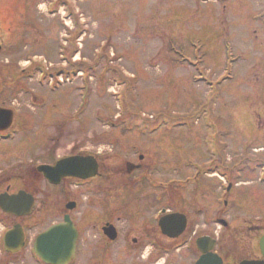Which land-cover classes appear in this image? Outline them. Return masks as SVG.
<instances>
[{"label": "rangeland", "instance_id": "374dc122", "mask_svg": "<svg viewBox=\"0 0 264 264\" xmlns=\"http://www.w3.org/2000/svg\"><path fill=\"white\" fill-rule=\"evenodd\" d=\"M205 1L0 0V107L39 124L60 110L66 138L56 154L100 153L101 180L67 185L68 199L79 203L75 221L114 214L123 231L125 216L148 221L165 208H186L194 240L218 234L235 252L237 231L264 224V0ZM64 13L70 27L76 22L66 34ZM22 31L26 37L17 40ZM65 35L72 42L66 51ZM60 65L67 68L59 85ZM47 69L54 87L38 81ZM138 154L147 169L132 187L124 164ZM187 174L208 222L191 214L184 191L176 192L180 203L171 198V182ZM50 193L52 223L65 198ZM82 231L75 264H91L93 231ZM122 245L114 264H192L198 256L195 247L178 245L141 255L144 263Z\"/></svg>", "mask_w": 264, "mask_h": 264}, {"label": "flooded vegetation", "instance_id": "af4514ba", "mask_svg": "<svg viewBox=\"0 0 264 264\" xmlns=\"http://www.w3.org/2000/svg\"><path fill=\"white\" fill-rule=\"evenodd\" d=\"M62 1L63 0H58L59 4ZM29 31L34 33L35 30L30 28ZM29 31L27 32L28 34ZM25 37L26 32L22 31V33L18 35L17 40H24ZM22 73L29 75L30 71H23ZM50 114H53V112ZM18 116L19 114L15 111L13 113L12 123L7 130L3 129V125L0 124V201L1 197H17L19 193H24L23 196L25 197L14 200L17 203V208L14 209L17 215L8 214L0 207V264H75L76 260L82 254L80 253V246L81 243L83 244L82 241H84L82 230L85 225L86 227L89 226L93 231V236L90 238L93 240L92 247H87V249L95 252L91 264H114L112 255L118 243L123 244L120 247L123 253H134L141 257L144 263H147L148 258L141 256L145 253L153 255L160 254V252L163 251L167 252V249H173L175 251H180V249L183 248L193 249L196 239L203 237L211 238L209 235H201L194 240L195 232L192 233V220L189 214H187L186 208H180L176 211L166 208V213H179L186 218V226L183 233L175 239H169L162 234L158 221L163 214L160 217L156 215L154 220L148 221H146L144 216H125L122 218L125 223L123 231L121 229L122 226L118 224L121 222V217L114 214L83 216L82 218L87 220L81 222L82 224L75 221L72 213L79 208V203L71 198L68 199L69 194L66 188L67 185L72 182L80 184L79 181L64 178L59 184L55 185L50 183L42 173L45 167L52 168L62 158L67 157L65 153L57 155L55 152L65 143L66 122L64 114L59 110L58 116H53L48 121L41 122V124H39V121L34 122L27 118L19 119ZM25 132L28 133V135L24 134ZM4 136L7 138H4ZM81 151L82 150H77L75 154H70L69 156H84L95 159L98 164L99 173L96 178L92 179V182L96 179L101 180V161L99 153L97 151ZM145 162L146 158L140 161L138 157V163L141 165L140 169L127 175V180L132 187L136 186L141 181L139 177L135 178V175L147 169ZM128 163L138 165L137 162L130 161L125 162V167ZM129 168L133 167L131 166ZM125 169L127 170V168ZM188 174L185 179V184L176 185L175 188L174 186L171 187L173 191L171 198L176 203H180L179 200H177L178 197H176V192L181 193L184 191L188 194L185 204L191 209V214H194V212L195 214H200L201 220L208 222L209 220H206L202 212V210L205 209L203 199L195 197L194 190H188L190 182ZM176 175H179V173H176ZM50 191L59 199L62 197L65 198V201L54 211L59 216V220L52 223H50L52 211ZM110 194L111 193L105 194L107 200L110 198ZM158 196L160 199L163 198L159 193ZM71 203L74 204L72 210L68 209V205ZM20 204L25 205V207L19 208ZM104 205L105 203L103 206ZM105 208H107V206H105ZM66 217L69 218L70 223L77 232V239L74 242V249L71 255L69 257L66 256V251H64L63 257L57 258V263L42 259L38 255L35 247L37 238L51 227L65 224ZM201 220L199 219V221ZM217 221L221 223L222 219H218ZM45 223H47L46 226L44 225ZM111 227L115 230L113 239L110 236L111 231L109 229H111ZM11 230L15 232L16 236L21 235L22 243L13 245L12 249H8L4 247L2 238ZM226 235H228V232H225L222 237L225 238ZM230 236L231 235H228L227 238ZM242 236L249 240V246H246L244 241L241 242L237 239ZM262 237H264V224L248 226L244 235H241L237 231L233 238H231L233 240L232 242L235 244L233 247L240 246L236 252L235 248L229 250L226 239H223L221 245L219 236L216 240L214 252L221 256L223 264H241L242 262L264 264V254L260 248V240ZM178 245H181L180 249H178ZM199 257L200 253L198 252V258ZM154 261L148 264H155ZM141 263L142 262L136 264Z\"/></svg>", "mask_w": 264, "mask_h": 264}, {"label": "water", "instance_id": "95a60500", "mask_svg": "<svg viewBox=\"0 0 264 264\" xmlns=\"http://www.w3.org/2000/svg\"><path fill=\"white\" fill-rule=\"evenodd\" d=\"M11 112L0 109V122L4 125L10 124ZM131 170H129L130 172ZM44 176L53 184L60 182L62 177H73L78 179H88L94 177L97 173V166L91 159L83 158H68L60 161L55 168L45 167L42 170ZM0 207L7 213H14L13 205L10 197H2ZM10 201V202H9ZM66 225L56 226L51 228L48 232L42 234L36 244V251L38 255L52 263H57V258L63 257L64 251L66 256H70L74 249V242L76 240V233L70 224L69 218H65ZM185 218L181 215H168L161 219L160 227L164 235L169 238L177 237L184 230ZM114 231L110 232L113 239ZM21 242V235L16 236L14 231L9 232L5 237L7 246L16 245ZM198 250L201 252V258L196 264H222V260L212 254L214 248V241L209 238H203L197 241ZM260 247L264 254V238L260 241ZM211 251V252H210ZM242 264H251L248 262Z\"/></svg>", "mask_w": 264, "mask_h": 264}]
</instances>
